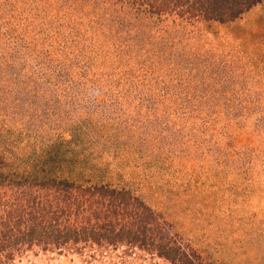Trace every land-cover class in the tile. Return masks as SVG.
<instances>
[{
	"label": "rangeland",
	"instance_id": "obj_1",
	"mask_svg": "<svg viewBox=\"0 0 264 264\" xmlns=\"http://www.w3.org/2000/svg\"><path fill=\"white\" fill-rule=\"evenodd\" d=\"M0 264H264V0H0Z\"/></svg>",
	"mask_w": 264,
	"mask_h": 264
}]
</instances>
